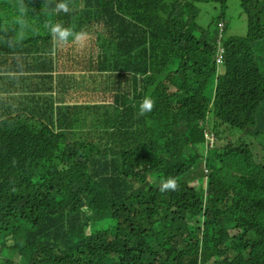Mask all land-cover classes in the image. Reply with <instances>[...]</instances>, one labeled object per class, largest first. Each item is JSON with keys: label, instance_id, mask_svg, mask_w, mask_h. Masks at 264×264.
Wrapping results in <instances>:
<instances>
[{"label": "trees", "instance_id": "trees-1", "mask_svg": "<svg viewBox=\"0 0 264 264\" xmlns=\"http://www.w3.org/2000/svg\"><path fill=\"white\" fill-rule=\"evenodd\" d=\"M228 2L0 0V264H264V0L211 36Z\"/></svg>", "mask_w": 264, "mask_h": 264}, {"label": "rangeland", "instance_id": "rangeland-1", "mask_svg": "<svg viewBox=\"0 0 264 264\" xmlns=\"http://www.w3.org/2000/svg\"><path fill=\"white\" fill-rule=\"evenodd\" d=\"M187 2H193L194 0H186ZM198 12H199V17H198V25L205 29V30H210L211 36H214L215 33V26L214 24L217 22L219 19H223L225 23V27L228 28V37H245L248 33V21L247 17L243 14L242 6H241V0H229L228 6H226V9L223 11L220 6L214 4V3H197L195 4ZM85 40V37L83 38ZM71 46V43L65 46V50H67ZM260 47V46H258ZM84 46L81 45L79 49H83ZM92 48V46H91ZM255 48L256 45H255ZM264 57V56H263ZM87 57L83 58L86 59ZM258 61V59H257ZM90 62H84V64H75L74 62H71V60H68L67 62H62L64 64H67L68 66H71L72 68L76 69L80 67V69L84 68L85 66H90ZM258 65H260V62H258ZM91 67V66H90ZM86 73H89L93 75V77H96L95 73H90V71H87ZM8 81H1L0 80V89L6 85ZM104 90V89H103ZM104 93L105 90H104ZM91 105V104H87ZM165 106V105H164ZM15 109H20V108H13L10 113H7V116L10 115L11 113L14 112ZM6 116V117H7ZM2 119V118H0ZM224 141H218V144L223 143ZM209 150L205 149L200 150V154L202 157L207 156ZM5 238L3 236L0 237V244H4ZM10 244V243H9ZM6 250L5 252H7Z\"/></svg>", "mask_w": 264, "mask_h": 264}, {"label": "clouds", "instance_id": "clouds-1", "mask_svg": "<svg viewBox=\"0 0 264 264\" xmlns=\"http://www.w3.org/2000/svg\"><path fill=\"white\" fill-rule=\"evenodd\" d=\"M56 7L67 13L69 11L68 5L65 2L57 3ZM21 17L18 18L15 22L18 23L21 27V32L19 38L23 39L24 32L23 29L27 26V21L23 19L24 6L21 5L20 8ZM45 27L49 29L52 39L58 45H68L69 43H78L82 40L83 33L74 32L71 28L65 27L61 23H51L46 24ZM153 107V102L149 97H145L144 100L140 103V114L143 115L145 112L151 111ZM177 182L174 178H168L162 183L161 191L167 190H176Z\"/></svg>", "mask_w": 264, "mask_h": 264}]
</instances>
